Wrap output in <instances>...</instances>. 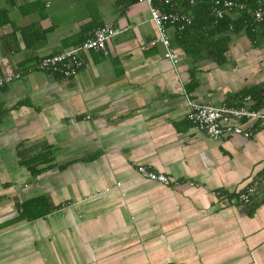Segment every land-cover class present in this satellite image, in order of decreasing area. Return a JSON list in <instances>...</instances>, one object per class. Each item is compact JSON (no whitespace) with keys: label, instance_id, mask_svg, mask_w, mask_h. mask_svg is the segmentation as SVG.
<instances>
[{"label":"crops","instance_id":"crops-1","mask_svg":"<svg viewBox=\"0 0 264 264\" xmlns=\"http://www.w3.org/2000/svg\"><path fill=\"white\" fill-rule=\"evenodd\" d=\"M154 2L195 25L184 45L187 29L168 28L178 63L149 46L158 30L137 0H0V74L22 73L0 88V264H264V119L213 140L187 117L205 104L264 114V22L245 3L210 25L204 2ZM106 23L119 34L77 76L30 70Z\"/></svg>","mask_w":264,"mask_h":264},{"label":"built area","instance_id":"built-area-1","mask_svg":"<svg viewBox=\"0 0 264 264\" xmlns=\"http://www.w3.org/2000/svg\"><path fill=\"white\" fill-rule=\"evenodd\" d=\"M198 1L190 0V4L193 6ZM137 2L148 6L151 19L158 30V36L149 42V46H164L166 57L178 63V57L170 49L171 40L168 28L175 26L178 30L184 31L191 24V18L183 11H163L155 5L154 0H137ZM210 2L211 10L217 19H223L227 13L242 11L246 8L245 4L235 0H210ZM256 5V9L253 12L254 21L256 23L264 22V0H256ZM119 32L113 24L106 23L95 30L93 37L88 38L81 45L58 54L43 56L34 63L30 70L51 73L54 76H62L64 78H73L81 72L85 64L82 54L90 51H100L106 56L108 54L107 42L115 38ZM21 77L22 73L20 72L8 75L0 74V88L11 84ZM250 100V97L246 98V101ZM187 117L199 131L204 132L213 140H220L226 135L244 134L251 136L252 132L244 130L242 122L244 120L264 119V114L246 105L235 107L226 104H205L193 105ZM138 173L142 178L164 185L172 184L169 176L146 166H140ZM259 185V180H254L245 191L240 193L239 201L245 205L251 203ZM219 195L220 193H217V196Z\"/></svg>","mask_w":264,"mask_h":264},{"label":"trees","instance_id":"trees-1","mask_svg":"<svg viewBox=\"0 0 264 264\" xmlns=\"http://www.w3.org/2000/svg\"><path fill=\"white\" fill-rule=\"evenodd\" d=\"M235 1H237V2H239V3H245V4H247L248 5V7L250 6V8H251V10L253 9V11H254V9H256V0H235ZM200 2H204V6H202V7H204V9L205 8H207V12H206V15H208V16H210L211 18V20H210V25L211 24H213V23H215L214 22V20H215V17L216 16H214V14L212 13V11H211V2H210V0H199V2H197V4H195L194 6H197ZM164 10L165 11H172L171 10V8L170 7H168V8H164ZM209 10V11H208ZM241 18H242V20H244V21H249L250 20V13H248V12H245V15L244 16H240ZM246 19V20H245ZM226 18L224 19V20H222V21H218L220 24H225L226 23ZM227 24H228V22H227ZM194 27H195V25H193V26H191L190 28H188L184 33H182L181 34V42L183 41V39H184V37H185V35H187L188 33H190V31L192 30V29H194ZM181 44H183L184 45V43L182 42ZM41 58V57H40ZM40 58H38L37 60H39ZM36 60V61H37ZM35 61V62H36ZM49 74H51V73H49ZM41 160V158H38V157H34V158H32V160H26L27 161V163L25 162V166L30 170V171H32L33 173H36V172H39V171H41V169H39L38 167H39V165H41V164H39L40 161ZM43 162V161H42ZM39 202V201H38ZM28 208H30V206H27V208H26V212L28 213V215H34L35 213H38L39 211L38 210H36V212H31L32 210H29ZM48 209L49 210H51L52 208L49 206L48 207Z\"/></svg>","mask_w":264,"mask_h":264}]
</instances>
